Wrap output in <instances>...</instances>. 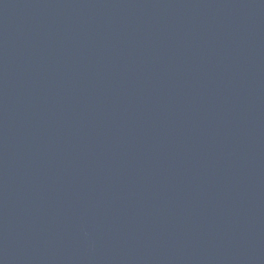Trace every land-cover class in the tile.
Here are the masks:
<instances>
[{
  "label": "water",
  "instance_id": "1",
  "mask_svg": "<svg viewBox=\"0 0 264 264\" xmlns=\"http://www.w3.org/2000/svg\"><path fill=\"white\" fill-rule=\"evenodd\" d=\"M0 264H264V0H0Z\"/></svg>",
  "mask_w": 264,
  "mask_h": 264
}]
</instances>
